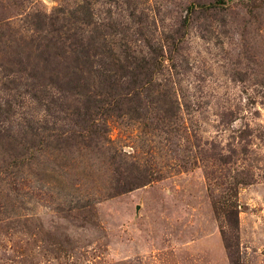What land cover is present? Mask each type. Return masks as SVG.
Wrapping results in <instances>:
<instances>
[{"label":"rangeland","instance_id":"rangeland-1","mask_svg":"<svg viewBox=\"0 0 264 264\" xmlns=\"http://www.w3.org/2000/svg\"><path fill=\"white\" fill-rule=\"evenodd\" d=\"M106 21L167 37L146 114L58 80ZM0 264H264V0H0Z\"/></svg>","mask_w":264,"mask_h":264},{"label":"trees","instance_id":"trees-1","mask_svg":"<svg viewBox=\"0 0 264 264\" xmlns=\"http://www.w3.org/2000/svg\"><path fill=\"white\" fill-rule=\"evenodd\" d=\"M192 7L195 8V3L192 4ZM192 7L190 6V8ZM205 7L209 8V6ZM89 10H91V8H89ZM92 17H94L92 10L91 13L85 12L80 24L88 28L93 26L94 22H92ZM44 18L46 23L50 21L55 23L57 21V18L50 14H44ZM119 26L123 27L124 24L117 25L113 22L111 23V21L102 22L100 24L101 32H97L98 36H89L88 41L84 42L79 40L80 35L77 38V34L70 38H64L65 41H68L69 39L73 41H70V43L68 42V53L70 52L71 54H74L77 60L73 63L71 67L72 71L68 76L58 77V80L66 85L72 84V92L74 93H77V89L81 85L80 83H82L83 92L75 94V96L80 97L75 100L77 103L80 101L79 106H81L76 111L77 115H83V111L85 112V115H93L100 113L103 109H117L115 106H118L121 100L126 101V99L129 102L134 103L135 106H139L140 108L136 107V109L140 111L144 108L142 106H149V99L154 98L160 90V84L157 81V77L161 75L165 76L167 74L164 68V59L166 58V45L164 43H168V40L166 42L167 37H165L166 39L162 43L159 42L157 48L153 47L151 40L146 43L143 41L140 45V41L133 40V35L142 33L141 29L144 27L143 24L136 23L133 26H127L124 31V37L121 38L123 43L120 44L118 42L116 48L113 47V49L109 51V55H106L105 53H91L94 44L98 42V40H102L107 45L106 40L108 38L115 36L113 40L117 39L114 33L119 31ZM132 27L133 34H125ZM94 32L91 30L89 31V33L92 34H95ZM62 35H64V32H62ZM172 41L173 43L171 45L174 49L177 47V41H175V38H173ZM88 49L92 50L89 52ZM136 49L138 50V56L131 52ZM93 74L99 79L104 93L97 92V89L92 88L95 83V80L92 77ZM52 85L54 91L59 90L63 93L64 90L58 84ZM152 93H155V96H153ZM56 101L57 100L51 98L50 103L46 106H62V104H57ZM156 101L157 99H155V102ZM103 106H111V108H103ZM175 108L174 106H170V111H173ZM141 111L143 113L145 112L143 109ZM234 220L235 227H233L234 229H237L238 226H236V224L238 216L236 213ZM236 238L238 239V237ZM223 240L226 249L230 253H232L234 248L239 246L237 242L234 244L232 240L225 236Z\"/></svg>","mask_w":264,"mask_h":264}]
</instances>
